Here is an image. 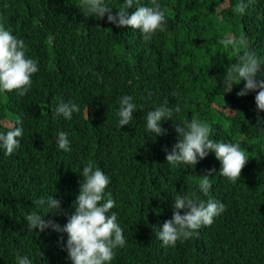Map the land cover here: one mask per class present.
<instances>
[{"label": "trees", "instance_id": "trees-1", "mask_svg": "<svg viewBox=\"0 0 264 264\" xmlns=\"http://www.w3.org/2000/svg\"><path fill=\"white\" fill-rule=\"evenodd\" d=\"M238 2L158 0L166 25L145 41L139 30L117 28L106 16L86 18L81 0H0V23L24 40L26 55L39 66L28 92L11 91L10 105L0 106V132L12 126L6 119L23 127L18 149L5 155L0 148V264H17V253L32 264H72L63 250L66 234L29 230L25 215L37 211L63 226L75 211L89 162L108 177L114 171L106 189L118 210L142 208L110 264H264V112L257 113L254 92L236 95L243 81L227 92L225 73L243 49L218 43L246 37L248 50L261 60L258 79L264 78V0L248 3L243 15L233 11ZM105 3L114 13L123 7V0ZM139 6L151 0H134L126 11ZM124 95L133 97L137 110L120 127ZM61 101L80 111L71 119L57 116ZM162 105L180 111L161 121L166 134L155 135L146 114ZM193 118L211 125L210 138L239 143L246 152L249 160L235 183L219 174L212 152L194 168L165 162L162 149L177 141L175 124ZM61 131L68 134L69 152L56 144ZM209 170L205 196L198 185ZM193 193L223 203L225 211L190 239L163 246L153 226L171 219L177 195ZM51 197L61 201V212L47 213V205L35 203Z\"/></svg>", "mask_w": 264, "mask_h": 264}, {"label": "clouds", "instance_id": "clouds-1", "mask_svg": "<svg viewBox=\"0 0 264 264\" xmlns=\"http://www.w3.org/2000/svg\"><path fill=\"white\" fill-rule=\"evenodd\" d=\"M253 0H240L233 11L243 15L248 3ZM134 0H123V7L113 12L105 0H81L84 16L104 19L117 28L129 27L139 30L145 41L151 40L157 31H163L166 25L165 12L158 0H151V6L135 7L130 15L126 11L132 7ZM219 44L224 48L243 49L238 61L232 64L226 71L223 85L227 92L232 90L234 84L243 81L244 84L236 93L238 97H244L250 92L255 93L254 102L257 113L264 112V78H259L262 69L260 58L254 51L247 48V39L241 36L239 39L228 36L220 39ZM27 46L23 39L17 38L10 29L0 23V106L4 108L10 104L7 102V93L18 90L20 95H25L32 85L33 74L39 71L38 61L26 55ZM137 105L133 97L124 95L119 100L120 127L129 125ZM80 109L75 103L61 101L55 107L57 116L63 115L71 119L74 112ZM179 106L174 109L167 106H159L146 114V127L155 135H164L167 130L161 127V121L172 120L174 112H179ZM259 120L260 118L257 117ZM6 125H12L6 132H0V148L4 149L5 155H11L20 147L18 138L23 135L22 122L16 124L6 119ZM174 131L177 133V141L171 150L162 149L165 152V162L170 165L180 164L194 166L206 158L210 152L215 154L220 162L219 174L235 183L241 176L242 169L247 164L249 157L241 149L239 143L221 142L212 138L213 129L207 122L193 118L185 120L182 124H175ZM66 132H59L56 144L59 149L69 152L70 141ZM114 171L110 173L112 178ZM200 176L198 185L199 192L205 196L211 189L210 176ZM82 182L74 201L75 211L68 216L67 222L61 226L53 220H45L44 215L37 211L28 212L25 220L29 230L43 232L51 229L61 234H66L67 240L64 249L72 264H110L114 258V249L124 247L126 240L124 229L134 224L142 211L139 206L124 207L118 210L117 204L110 191L106 189L110 183L109 177L95 166L92 162L82 168ZM35 203L44 207L47 205V213H59L61 201L53 197L45 200L39 199ZM173 214L171 219L165 220L161 226H153L155 236L163 246H174L178 240H187L198 234L202 226H209L225 211V205L214 199L201 200L196 194L177 195L172 204ZM17 264H32L25 255L17 253Z\"/></svg>", "mask_w": 264, "mask_h": 264}, {"label": "rangeland", "instance_id": "rangeland-1", "mask_svg": "<svg viewBox=\"0 0 264 264\" xmlns=\"http://www.w3.org/2000/svg\"><path fill=\"white\" fill-rule=\"evenodd\" d=\"M3 122L6 123V120H4Z\"/></svg>", "mask_w": 264, "mask_h": 264}]
</instances>
